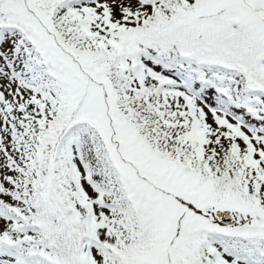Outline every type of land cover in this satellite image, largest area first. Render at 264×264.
<instances>
[{
	"label": "snow or ice",
	"instance_id": "obj_1",
	"mask_svg": "<svg viewBox=\"0 0 264 264\" xmlns=\"http://www.w3.org/2000/svg\"><path fill=\"white\" fill-rule=\"evenodd\" d=\"M0 264H264V0H0Z\"/></svg>",
	"mask_w": 264,
	"mask_h": 264
}]
</instances>
